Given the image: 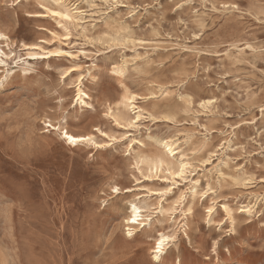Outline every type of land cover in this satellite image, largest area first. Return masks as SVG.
<instances>
[{"label":"rangeland","instance_id":"1","mask_svg":"<svg viewBox=\"0 0 264 264\" xmlns=\"http://www.w3.org/2000/svg\"><path fill=\"white\" fill-rule=\"evenodd\" d=\"M50 2L0 0V31L11 38L16 57L13 76L0 79V264H264V0H69L72 8L79 4L88 11L86 22L30 15ZM121 26L125 32H118ZM41 40L51 42L44 43L48 49L76 50L78 59H32L23 45ZM26 62L31 65L21 67ZM73 65L83 74L91 107L76 102L77 75L63 74ZM126 86L152 115L133 129L119 128L108 116ZM202 99L213 105L202 109ZM49 119L77 135L98 127L117 139L97 138L110 147H73L45 127ZM125 132L135 153L123 147ZM190 137L183 148L191 174L157 198L154 192L165 181L150 171L144 173L151 179H144L134 157L163 152L156 142ZM208 150L216 154L205 162ZM113 186L131 191L115 194ZM137 194L145 197L138 200ZM181 195L183 203L175 204ZM134 201L154 213L150 226L128 237L124 220ZM256 201L252 214L240 212ZM224 204L248 222L232 226ZM191 205L192 214L184 215ZM159 231L177 239L156 262L152 249Z\"/></svg>","mask_w":264,"mask_h":264},{"label":"bare ground","instance_id":"2","mask_svg":"<svg viewBox=\"0 0 264 264\" xmlns=\"http://www.w3.org/2000/svg\"><path fill=\"white\" fill-rule=\"evenodd\" d=\"M45 1H48L50 2L49 0H45ZM106 3H109V2H113V3H121L119 2V0H104ZM160 1V0H159ZM19 2V1H18ZM79 3V2H78ZM49 7L50 11L48 12V14H51V10H62L64 12H66L67 14L70 15L71 19L70 20H62L60 17H57L58 19H60L62 22L64 23H67V24H74L75 22L76 23H79V22H86V20H84L85 18L83 17L84 14H87V10H83L82 8L79 7V4H74L72 5L74 8H72L71 6H69V0H51L50 2V6L49 5H46ZM104 6V5H103ZM123 6V4H122ZM89 7L91 8H94L95 5L89 3ZM114 8V7H113ZM179 8V7H178ZM175 11V10H174ZM129 14V12H128ZM134 16V15H133ZM46 17V16H45ZM87 17H91V16H87ZM47 18V17H46ZM110 19V17L108 18ZM100 21V20H98ZM88 22V21H87ZM108 20L105 21V24H108ZM124 24V23H123ZM75 26H80V25H75ZM110 26V25H108ZM127 26V25H126ZM82 27V26H81ZM83 28V27H82ZM84 29V28H83ZM126 31V27H123L121 26L119 29H118V32H125ZM163 31V30H162ZM164 33V32H163ZM154 34V33H153ZM165 34V33H164ZM2 37H7V39H4ZM155 38V37H154ZM170 39V37H169ZM43 40H41V42H33V43H30V44H36L38 45V48H27L25 47L26 44L23 45V47H25V50H27V55L32 57V56H45L46 55V52L48 50V48L44 45V43H42ZM2 45H5L6 47L9 48L10 52L7 53ZM131 45V44H130ZM12 46V40L11 38L0 31V73H1V76H0V79H4V80H8L9 78H11V76H13V69L11 68V64L14 62V60L16 59V57H11V55L14 53L10 47ZM249 47V46H248ZM39 48H43L45 51L41 52L39 51ZM250 48V47H249ZM121 49V48H119ZM244 49V48H243ZM242 49V50H243ZM182 50V49H181ZM263 51V50H262ZM128 59V58H127ZM121 60V59H120ZM149 63V62H148ZM239 64V63H238ZM249 64V63H248ZM30 66L31 63L30 62H26L23 66L21 67H26V66ZM251 66V65H250ZM20 67V66H19ZM155 67V66H154ZM160 67V66H159ZM197 67V66H196ZM252 67V66H251ZM208 68V67H207ZM2 69V71H1ZM24 71L27 70V68H22ZM71 69V70H69ZM124 69L123 68H119V67H116L115 69V72L118 74V75H122ZM157 71V70H156ZM80 72V69H79V66H76V65H73V66H70L68 68H66L63 72V74L67 73L66 74V78H72L74 75H77V85L75 86L76 88V92L77 94H79V92H83V96L81 98V100L78 102L76 101L77 103H80L82 105H85V106H89L91 105V95L85 90V86H84V83H83V74H79ZM78 73V74H76ZM264 73V72H263ZM155 78V76H154ZM157 78V77H156ZM197 78V77H196ZM144 79V78H143ZM208 85V84H207ZM151 87V86H150ZM218 87V86H217ZM145 89V88H144ZM76 94V95H77ZM171 94V93H170ZM135 95L137 97L136 101H134L136 107L133 108L132 105L128 104L127 103V100L131 99V97ZM215 97V96H214ZM138 100H140V96L137 95L136 93H134L129 87H124V90H123V93L122 95L120 96L119 98V101L117 102L116 106L115 107H112L111 105L108 107V116L114 121V123L117 125L116 121L117 119H119L121 122H124V123H127L128 122V117L131 116L130 115V112L133 113V116L135 114H139L141 116V119H145L146 115H149V118L152 117V115L147 112L144 108H142L141 106H138L137 102ZM208 100H212V99H202L200 102H199V106L201 104V102H203L205 104V106L202 108L204 110L206 109H209L210 106L213 105L212 104H208L207 101ZM191 101V100H190ZM213 101V100H212ZM150 103V102H149ZM200 108V107H199ZM162 110V109H161ZM215 112V110H214ZM220 112V111H219ZM196 113V112H195ZM221 113V112H220ZM210 116V115H209ZM180 117V116H179ZM178 118V116H177ZM193 118V117H192ZM213 118V117H212ZM181 120V119H180ZM255 120V119H254ZM245 121V120H244ZM246 122V121H245ZM45 124H52V121L49 119L47 121L44 122ZM172 124V123H171ZM44 125V124H43ZM181 125V124H180ZM194 126V125H193ZM196 126V125H195ZM199 126V125H198ZM46 127V126H45ZM57 127L59 128V131H57ZM207 127V126H206ZM236 127V126H235ZM247 127V126H246ZM98 127H95L94 130H92V132L86 134V135H77L75 134L72 130H70L69 126L68 125H54L53 124V128L52 130L54 131H57L59 132L60 136L64 139V141L70 145V146H78L79 144H82V143H86V144H92L95 146V143L98 142L97 141V138H100L102 136L99 135H95V130L97 129ZM135 128V127H134ZM100 129V128H99ZM150 129V128H149ZM180 129V128H179ZM183 129V128H182ZM233 130V129H232ZM238 130V129H237ZM67 131L69 135H72L74 137L77 138L76 142L75 143H72V142H69L65 137H64V132ZM103 131V130H102ZM185 132V131H184ZM204 132V131H203ZM213 133V132H212ZM235 133V132H234ZM45 134V133H44ZM109 134V133H108ZM204 134V133H202ZM194 136V135H193ZM215 136V135H214ZM233 136V135H232ZM235 136V135H234ZM89 137H91V139H88ZM237 137V136H236ZM241 137V136H239ZM82 138V139H81ZM105 139V137H103ZM151 138V137H150ZM192 138L193 137H190V138H187L185 139L183 142L180 140V139H175V140H166L168 141V144L167 146L165 145V141L164 142H156L158 145L160 146H163L164 147V151L161 152L160 154H155L153 156H145L143 154H137L135 157H134V160H135V165H136V169L141 173V170L144 172V171H150V172H156L157 174L161 173V171H163L164 173H167L168 171H171L173 170L172 168L169 167L170 164H174L175 168L178 169L179 168V165H180V159H178V157H182L183 158V162L185 164L188 165V168H186V173L188 172V169L190 167H192L191 163L189 162V157H188V154L185 152L183 146L185 145H189L190 142L192 141ZM153 139V138H152ZM149 140V139H148ZM221 140V139H220ZM105 141V140H103ZM151 141V140H150ZM106 142V141H105ZM134 142V141H133ZM217 142V141H216ZM224 142V140H223ZM236 142V141H234ZM240 142H238L239 144ZM119 144V143H118ZM227 144V143H226ZM243 144V143H242ZM117 145V144H116ZM138 145H139V148L141 146H144V144L141 142V141H138ZM207 141H204V144L202 146V151H203V148H206L208 147L207 146ZM223 145V144H222ZM245 145V144H244ZM192 146V145H191ZM218 146V145H217ZM226 146V145H224ZM241 146V145H240ZM243 146V145H242ZM228 149H230V145L228 144ZM238 147V146H237ZM171 148L173 150V152H175V155H173L172 152H169L168 149ZM213 148V147H212ZM220 148V147H219ZM236 148V147H235ZM223 149V147H222ZM133 150V152L135 151L134 148L131 149V151ZM217 150V149H216ZM210 150H208L209 152ZM229 151V150H228ZM244 151V150H243ZM246 151V150H245ZM132 152V153H133ZM206 152V151H205ZM221 152V150H220ZM232 152V151H231ZM235 152V151H234ZM240 152V151H239ZM135 153V152H134ZM207 153V152H206ZM215 152H211L207 155L209 158L207 160H205V162H208L211 157H213L212 155H214ZM236 153H237V150H236ZM117 154V153H116ZM216 154V153H215ZM224 154V153H222ZM234 154V153H233ZM224 156V155H223ZM228 156V155H227ZM196 158V157H195ZM200 159V158H199ZM198 159V160H199ZM226 159V158H225ZM229 159V158H228ZM219 160V159H218ZM193 161H195L193 159ZM223 161V160H222ZM248 161V160H247ZM246 161V162H247ZM192 162V160H191ZM215 162V161H214ZM225 162V161H224ZM255 162V161H254ZM222 163V162H221ZM244 163V162H243ZM242 163V164H243ZM207 164V163H206ZM225 164V163H224ZM232 164V163H231ZM235 164V163H234ZM248 164V163H247ZM251 164V163H250ZM254 164V163H253ZM252 164V165H253ZM161 165H163V168H161ZM194 165V164H193ZM199 165V164H198ZM201 165V164H200ZM219 166V165H218ZM251 166V165H249ZM257 166V165H256ZM259 166V165H258ZM215 167V166H214ZM200 168V167H199ZM220 170V169H219ZM222 170V169H221ZM194 171V170H193ZM210 171V170H209ZM220 172V171H219ZM224 172V171H223ZM149 173V172H148ZM234 173V172H233ZM150 174V173H149ZM235 174V173H234ZM236 175V174H235ZM140 176V175H139ZM151 176V175H150ZM220 176H224L222 173ZM238 176V175H237ZM152 177V176H151ZM154 177H155V174H154ZM143 178V177H142ZM221 179V178H220ZM231 179V178H230ZM229 179V180H230ZM153 180V179H152ZM240 180V179H239ZM238 181V180H237ZM251 182V181H250ZM263 182V181H261ZM236 183V182H235ZM211 184V183H210ZM243 185V184H242ZM254 185V184H253ZM183 186V185H182ZM210 186V185H209ZM247 186V185H246ZM113 187H119V186H113ZM112 187V188H113ZM184 187V186H183ZM208 187V186H207ZM256 187V186H255ZM211 188V187H210ZM243 188V187H242ZM241 189V188H240ZM247 189V188H246ZM130 192V191H129ZM151 193L154 192V191H150ZM205 192V191H204ZM173 193V192H172ZM192 193H193V197L195 198V196L197 195V185H194L192 187ZM150 194V193H149ZM155 194V192H154ZM169 195V194H168ZM200 195V194H199ZM202 195V194H201ZM136 196H138V200L144 198L145 196L144 195H141V194H137ZM203 196V195H202ZM201 196V197H202ZM200 197V196H199ZM179 200V199H178ZM193 200V198H192ZM204 200V198H203ZM166 201V200H165ZM176 201V200H175ZM19 202V201H18ZM182 202V201H180ZM258 201H256V203H254L253 205L249 204V205H246L244 206L243 208L245 209H248V208H251L252 211L256 209L257 207V203ZM142 201H140L139 203H137L136 201H134L133 203L130 204L129 208H128V216L125 218L124 220V224L125 226L128 228L127 229V236L128 237H132L133 235H135V233L137 232V230H139L140 228L142 229H146L147 226H150L151 225V218L153 216V213L150 209L149 206L147 205H144V206H141ZM175 203V202H174ZM183 203V202H182ZM201 203V202H200ZM173 204V203H172ZM176 204V203H175ZM193 204V203H192ZM168 205V204H167ZM200 205V204H199ZM220 207V206H219ZM178 208V207H176ZM175 206H174V211L176 210ZM160 213L161 214H164L165 212V208L163 206H161L160 208ZM225 209H227V211H225ZM153 210V209H152ZM223 210L226 214V217L228 218V220L230 221L231 223V220L235 218L234 216V213H233V209L229 206V205H226L224 204L223 205ZM206 211V210H205ZM169 212V211H168ZM178 212V211H177ZM186 212L190 215L192 214L193 212V206H189L188 209L184 210L183 213H185L184 215H186ZM239 213V212H238ZM245 213L247 214H252L249 213L248 211H245ZM10 215V214H9ZM135 215L137 217V220H138V224L137 225H133L131 223H129L128 221H130L131 217ZM156 215V214H155ZM183 215V214H182ZM165 216H166V213H165ZM173 216V215H172ZM210 217V219L212 220V215L211 216H208ZM164 221V220H163ZM158 222V221H157ZM165 222V221H164ZM178 222V221H177ZM211 222V221H210ZM143 224L144 226L143 227H140L139 225L140 224ZM209 223V222H208ZM184 225L183 226H187V222L183 223ZM163 225V224H162ZM207 225V224H206ZM210 225V224H209ZM216 225V224H214ZM223 225V224H222ZM231 225L233 226V224L231 223ZM218 229V228H217ZM224 230V229H223ZM131 231L132 235H129L128 233ZM177 232V231H176ZM219 232V231H218ZM229 232V231H228ZM222 233V232H221ZM161 234L163 235H167L166 233H164L163 231H159L156 235V237L154 238L153 240V247H154V244L156 243V241L159 239V237L161 236ZM185 235V234H184ZM229 235V234H228ZM171 243V242H170ZM168 246L169 244H166L165 245V248L168 249ZM152 254H154V257H155V253L152 252ZM166 254V252L164 253ZM153 257V258H154ZM163 255L160 257V261L162 259ZM156 262H158L156 259H154ZM159 261V262H160Z\"/></svg>","mask_w":264,"mask_h":264},{"label":"snow or ice","instance_id":"3","mask_svg":"<svg viewBox=\"0 0 264 264\" xmlns=\"http://www.w3.org/2000/svg\"><path fill=\"white\" fill-rule=\"evenodd\" d=\"M224 7H237V5H224ZM40 8L43 10L42 12H38V13H31L30 15H35L37 17L44 15L45 13H48L50 11L49 7L41 4ZM51 15L53 17H60L62 20H70L71 17L69 14H67L66 12L62 11V10H51ZM261 24H264V18L261 19L260 21ZM53 36L56 35V33H52ZM4 39H7V37H2ZM62 40L63 41H68L69 43L71 42V37L67 34H64L62 36ZM42 43H51L50 41H43ZM25 47L27 48H38V45L36 44H26ZM39 51L43 52L45 51L43 48H39ZM46 56L47 57H68V58H73V59H78V55H77V51L73 50L70 51L68 50L67 47L65 48H49L46 52ZM32 59H44V56H32ZM71 70V69H69ZM67 73H65L66 75ZM83 92H79V94H77L75 96L76 101H80L82 96H83ZM137 97L135 95H133L131 97V99L127 100V103L132 105L133 108L136 107L134 101H136ZM208 104H212L213 101L212 100H208L207 101ZM205 106V104L203 102H201L200 107L203 108ZM89 107H91V105H89ZM260 113L264 114V107H262L260 109ZM128 122L124 123L121 122L119 119H117L116 123L117 126L121 129H133L134 127L138 126V123L141 120V116L139 114H135L134 116H129L128 118ZM155 119V118H154ZM248 123H254V121H247ZM46 127L48 129H52L53 128V124H47ZM236 127H240L239 124L236 125ZM57 131H59V128H57ZM96 132H98L100 134V136L105 137V140H111V141H116L117 137L116 136H110L107 132V130L102 131L101 129L97 128L95 130ZM64 137L72 143H75L77 138L69 135L67 131L64 132ZM82 139V138H81ZM88 139H91V137H89ZM120 139H122L125 143L123 145V147H127L129 149L133 148V144L128 142V136L127 133H122L120 135ZM168 141H165V145L167 146ZM110 144H107L105 141H100V142H96L95 143V147L97 148H104V147H110ZM120 145H118L119 147ZM169 152H172L173 155H175V152H173V150L171 148L168 149ZM178 159H180V165L179 168L176 169L174 164H170L169 167L172 168L173 170L168 171L167 173H164L163 171H161V173L159 175H157L155 178L157 180H164L165 184L161 185L160 188L158 190L155 191V195L157 198H163L165 196H167L169 193H171L173 191V187L172 186H176L178 184V181L185 178L186 175L191 174V173H186V168H188V165L185 164L183 162V158L182 157H178ZM135 168V166H134ZM161 168H163V165H161ZM141 176L144 177V179H151V176L146 175L142 170H141ZM169 177H171V179H169ZM133 180L136 181L137 184H139L140 182V178L138 176L135 175V172L133 173ZM247 183V181H245ZM172 185V186H169ZM121 191H131L130 187H124V188H120V187H113L112 188V192L115 194H119ZM183 200V195L180 196L179 200H176V204L179 205L180 201ZM215 202V201H213ZM240 212H245L248 211L249 213L252 212L251 208L245 209V208H240L239 209ZM174 211V209H173ZM214 209L211 206L207 207V213L209 216L212 215ZM225 211H227V209H225ZM213 219H215V217H213ZM243 221V222H248V217L245 216H241L239 218H234L231 220V223L233 224V226H235L238 222ZM129 223L133 224V225H137L138 224V220L137 217L135 215H133L130 219V221H128ZM154 222V221H153ZM140 227H143L144 225L141 223L139 225ZM224 227L229 231H233V228H228L227 224L224 225ZM129 235H132L131 231L128 233ZM177 237L175 235H163L161 234V236L159 237V239L156 241V243L154 244V247L152 249V251L156 254L154 259H156L158 262L160 261V257L162 255H164V253L167 251V249L165 248L166 244H170V242L176 241ZM212 251H215V245L213 244L212 246Z\"/></svg>","mask_w":264,"mask_h":264}]
</instances>
